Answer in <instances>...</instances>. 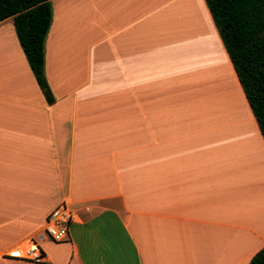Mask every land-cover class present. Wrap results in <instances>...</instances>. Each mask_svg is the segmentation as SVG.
<instances>
[{
    "label": "crops",
    "instance_id": "1",
    "mask_svg": "<svg viewBox=\"0 0 264 264\" xmlns=\"http://www.w3.org/2000/svg\"><path fill=\"white\" fill-rule=\"evenodd\" d=\"M39 87L0 21V264H247L264 139L204 0H50ZM68 196L63 241L10 255Z\"/></svg>",
    "mask_w": 264,
    "mask_h": 264
},
{
    "label": "trees",
    "instance_id": "2",
    "mask_svg": "<svg viewBox=\"0 0 264 264\" xmlns=\"http://www.w3.org/2000/svg\"><path fill=\"white\" fill-rule=\"evenodd\" d=\"M204 1L264 139V0ZM9 16L26 61L51 101L43 67L50 0H0V21ZM247 264H264V245Z\"/></svg>",
    "mask_w": 264,
    "mask_h": 264
},
{
    "label": "built area",
    "instance_id": "3",
    "mask_svg": "<svg viewBox=\"0 0 264 264\" xmlns=\"http://www.w3.org/2000/svg\"><path fill=\"white\" fill-rule=\"evenodd\" d=\"M73 217L71 200L63 196L59 203L47 215L42 232L37 236H29L10 251V255L23 257L29 260L42 259V251L37 239L47 236L53 241H63L68 236L69 222Z\"/></svg>",
    "mask_w": 264,
    "mask_h": 264
}]
</instances>
